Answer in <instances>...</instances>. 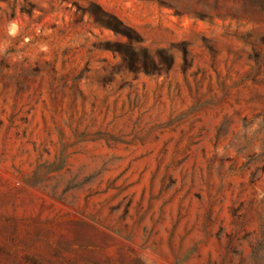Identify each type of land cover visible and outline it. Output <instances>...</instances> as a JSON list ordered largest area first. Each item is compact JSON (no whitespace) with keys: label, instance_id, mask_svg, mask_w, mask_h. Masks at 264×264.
I'll use <instances>...</instances> for the list:
<instances>
[{"label":"rangeland","instance_id":"374dc122","mask_svg":"<svg viewBox=\"0 0 264 264\" xmlns=\"http://www.w3.org/2000/svg\"><path fill=\"white\" fill-rule=\"evenodd\" d=\"M0 264H264V0H0Z\"/></svg>","mask_w":264,"mask_h":264},{"label":"clouds","instance_id":"9594fccd","mask_svg":"<svg viewBox=\"0 0 264 264\" xmlns=\"http://www.w3.org/2000/svg\"><path fill=\"white\" fill-rule=\"evenodd\" d=\"M15 31H16V25H15V23H13V24L11 25V32H12V33H15Z\"/></svg>","mask_w":264,"mask_h":264}]
</instances>
